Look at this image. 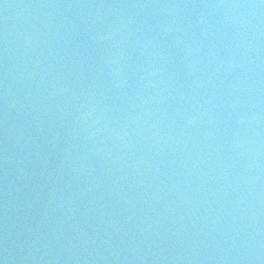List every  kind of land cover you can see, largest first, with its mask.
Here are the masks:
<instances>
[{
    "label": "water",
    "instance_id": "95a60500",
    "mask_svg": "<svg viewBox=\"0 0 264 264\" xmlns=\"http://www.w3.org/2000/svg\"><path fill=\"white\" fill-rule=\"evenodd\" d=\"M0 89L86 264H264V0H0Z\"/></svg>",
    "mask_w": 264,
    "mask_h": 264
}]
</instances>
